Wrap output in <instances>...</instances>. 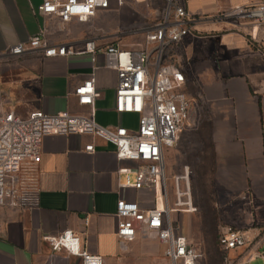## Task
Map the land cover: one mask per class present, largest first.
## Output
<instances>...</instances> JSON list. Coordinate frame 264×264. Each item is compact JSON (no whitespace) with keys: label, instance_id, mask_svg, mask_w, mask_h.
<instances>
[{"label":"crops","instance_id":"obj_1","mask_svg":"<svg viewBox=\"0 0 264 264\" xmlns=\"http://www.w3.org/2000/svg\"><path fill=\"white\" fill-rule=\"evenodd\" d=\"M42 1L0 0V53L41 30L51 44L77 50L98 38V51L0 57V115L12 111L26 116L33 110L90 113L89 106L78 103L74 89L94 76L99 92L95 120L136 128L138 115L114 108L118 76L106 65L104 48L121 42L91 27L99 12L88 22H62L38 12ZM259 1L181 0L195 21L193 33L175 48L176 58L185 60L187 91L197 104L196 153L194 166L181 163L172 177L189 165L202 181L194 200L198 211L177 212L174 219L188 238V219L202 225L207 209L216 210L219 221L243 229L249 242L228 253L234 264H264V22L224 13ZM89 143L94 151L85 150ZM41 153V161L34 164L36 188L29 203L0 204V264H51L47 237L65 230L79 235L83 247L105 261L117 257L123 249L117 235V201L152 206L151 190L119 185L118 170L136 162L119 159L113 144L87 134L45 135ZM57 257L56 264H81L79 257L65 252Z\"/></svg>","mask_w":264,"mask_h":264},{"label":"built area","instance_id":"obj_2","mask_svg":"<svg viewBox=\"0 0 264 264\" xmlns=\"http://www.w3.org/2000/svg\"><path fill=\"white\" fill-rule=\"evenodd\" d=\"M111 5L112 0H43L38 12L55 16L62 22L73 18L88 22ZM224 16L263 23L264 0L233 7ZM194 21L195 17L181 0H169L162 17L144 28L145 45L131 48L112 43L104 48L106 65L114 68L118 76L114 108L120 114L138 115L136 128L122 124L104 126L95 120L99 92L94 76L74 89L78 103L89 106L90 113L33 110L26 116L12 111L0 115V204L8 201L14 205L29 203L36 188L34 164L41 161L45 135H94L113 144L119 159L136 162L135 166L118 170L121 187L148 189L153 193L152 206L148 208L135 200L117 201V235L121 247L124 249L123 243L137 234H153L165 245V254L171 264H199L202 250L190 241L174 219V213L198 211L192 193L194 173L189 165H184L181 172L170 178L165 162L166 151L176 145L186 123L190 122L194 99L187 91L185 60L176 58L175 48L193 33ZM98 41V38H91L84 49L77 50L65 43L51 44L41 30L28 41L9 45L0 57L14 58L27 52H42L45 56L95 54ZM94 149L93 143L85 146L86 151ZM47 240L53 252L51 264H56L59 252L79 257L81 264H105L104 257L87 251L81 237L72 230L48 236ZM248 242L243 229L220 225L218 244L225 251L226 259L230 251Z\"/></svg>","mask_w":264,"mask_h":264},{"label":"rangeland","instance_id":"obj_3","mask_svg":"<svg viewBox=\"0 0 264 264\" xmlns=\"http://www.w3.org/2000/svg\"><path fill=\"white\" fill-rule=\"evenodd\" d=\"M168 3L169 0H122L120 4L118 0H112L111 7L99 12L89 24L97 33L114 36L121 45L131 48L140 47L146 44L144 28L162 17ZM196 107L197 104L192 101L190 122L188 120L186 123L176 145L167 151L166 165L169 168L167 173L170 178L181 163L194 166L196 144L193 129L196 122L193 111ZM201 181L202 179H198L195 174L192 179L194 200L197 194L200 195L197 184ZM204 216L202 225L189 218L185 227L189 238L202 250L203 257L199 264H234L235 261L231 258L226 259L225 251L218 244L219 227L226 223L219 221L217 211L214 209H207ZM123 244L124 249H121L119 255L108 259L105 264H171L165 254V245L153 234L141 235Z\"/></svg>","mask_w":264,"mask_h":264}]
</instances>
